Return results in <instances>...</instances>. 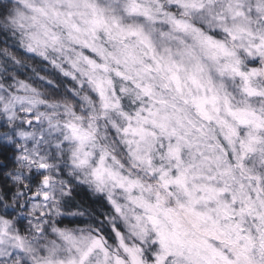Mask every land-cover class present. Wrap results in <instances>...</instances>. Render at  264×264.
Masks as SVG:
<instances>
[{
    "label": "snow or ice",
    "instance_id": "obj_1",
    "mask_svg": "<svg viewBox=\"0 0 264 264\" xmlns=\"http://www.w3.org/2000/svg\"><path fill=\"white\" fill-rule=\"evenodd\" d=\"M24 4L32 15L17 12L13 22L33 29L31 51L46 59L56 52L72 69L64 75L84 76L101 97L113 84L101 73L115 71L150 102L124 113V131L152 181L95 175L100 187L111 179L128 193L131 215L111 200L125 227L107 236L61 233L68 254L57 259L53 249L48 264H146L145 255L150 264H264V0ZM113 91L118 100L122 90ZM126 229L138 238L150 230L151 250L139 239L128 244Z\"/></svg>",
    "mask_w": 264,
    "mask_h": 264
},
{
    "label": "clouds",
    "instance_id": "obj_2",
    "mask_svg": "<svg viewBox=\"0 0 264 264\" xmlns=\"http://www.w3.org/2000/svg\"><path fill=\"white\" fill-rule=\"evenodd\" d=\"M17 12L32 15L24 0H0V225L7 226L6 232L0 230V264H48L53 249L57 259L68 254L61 233L107 236L117 225L125 227L111 200L131 215L128 193L111 179L100 187L95 175L104 171L117 179L140 176L152 181L129 149L124 131L129 125L124 113L150 102L115 71L101 73L113 81L104 97L84 76L64 75L72 69L62 56L49 49L46 59L39 49H29L26 33L33 29L13 22ZM56 31L67 43L66 30ZM109 62L113 69L133 74L127 66ZM154 83L162 91L159 80ZM113 88L122 90L118 100ZM165 96L182 103L173 93ZM192 116L196 119L195 113ZM130 231H125L128 244L138 246L139 239L149 252L151 231L139 238ZM108 246L122 254L119 242ZM144 259L150 264L146 255Z\"/></svg>",
    "mask_w": 264,
    "mask_h": 264
}]
</instances>
